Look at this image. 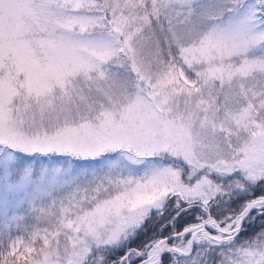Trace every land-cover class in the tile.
<instances>
[{
    "label": "snow or ice",
    "instance_id": "6c2138e0",
    "mask_svg": "<svg viewBox=\"0 0 264 264\" xmlns=\"http://www.w3.org/2000/svg\"><path fill=\"white\" fill-rule=\"evenodd\" d=\"M0 264H264V0H0Z\"/></svg>",
    "mask_w": 264,
    "mask_h": 264
}]
</instances>
